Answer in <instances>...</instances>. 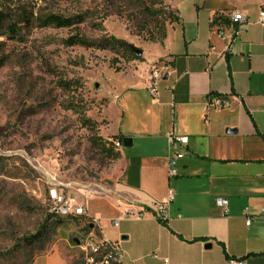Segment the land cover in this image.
I'll return each instance as SVG.
<instances>
[{
	"label": "crops",
	"instance_id": "0c3cea01",
	"mask_svg": "<svg viewBox=\"0 0 264 264\" xmlns=\"http://www.w3.org/2000/svg\"><path fill=\"white\" fill-rule=\"evenodd\" d=\"M263 4L171 0L178 18L163 41L146 42L125 81L107 90L116 110L110 139L132 145L115 147L108 182L77 203L119 246L122 264H264ZM232 12L246 22H233ZM155 67L165 68L161 77ZM169 132L188 137L175 177L167 175ZM217 197L228 200L226 213ZM156 203L167 205L164 220Z\"/></svg>",
	"mask_w": 264,
	"mask_h": 264
},
{
	"label": "rangeland",
	"instance_id": "374dc122",
	"mask_svg": "<svg viewBox=\"0 0 264 264\" xmlns=\"http://www.w3.org/2000/svg\"><path fill=\"white\" fill-rule=\"evenodd\" d=\"M143 1L154 3L156 19L138 21L134 0H0L1 29L16 26L15 37L0 34V264H94V222L86 214L54 215L51 195L78 204L88 188L108 182L113 159L96 142L111 141L116 110L108 108L107 90L125 81L133 57L123 47L64 41L75 33L113 36L142 49L151 42L147 31L174 12L171 0ZM50 13L83 21L40 26Z\"/></svg>",
	"mask_w": 264,
	"mask_h": 264
},
{
	"label": "trees",
	"instance_id": "16d2710c",
	"mask_svg": "<svg viewBox=\"0 0 264 264\" xmlns=\"http://www.w3.org/2000/svg\"><path fill=\"white\" fill-rule=\"evenodd\" d=\"M124 2H129L128 0H123ZM135 3L133 5L134 10L138 11L135 14V18H137L138 21H140V18L144 17L140 15H149L150 17H157L158 13V9H155L153 7L154 3L152 2H144L143 0H134ZM130 2H133V0H130ZM129 2V3H130ZM157 3H160L161 5V1L158 0ZM6 18V13L4 11L3 8L0 7V34L6 33L9 34L10 37H15L16 34V26L14 24L9 25L8 27H6V29H1L2 27V23ZM177 15L175 14V12H168V14L166 16L163 15V19L161 21H157L155 22V24L151 27L150 31H147L149 37L147 38L148 40H150L151 42H162L165 34H166V25L165 22L171 23L173 21H175L177 19ZM83 21V18L78 16V15H74V16H63L60 14H47L45 16H43L40 19V26H56V27H75L77 24L81 23ZM216 22L219 23H226L228 24V21L226 18H222L220 16L216 17L215 19ZM142 25V24H141ZM148 26V24H144V29ZM155 26V27H154ZM66 44L68 45H82L86 48L92 47V48H97V49H107L109 46H118V47H123L125 48V50L129 51L131 56L133 57V59H140L141 57L136 55L135 53H133L132 51H130L126 44L124 43V41L114 38L113 36L107 37V38H101L99 40H90L88 38L83 37L82 35L75 33L71 36H69L67 39H65L64 41ZM115 61V59L113 60V62ZM116 71L118 69H115ZM117 138L118 141L122 142L121 140H123L125 137H116L114 136L113 139H111V141H107V142H102L101 139H99L98 142H96V145H98L100 147V151H102L105 155H108L109 157H111L113 160L115 158H117L119 156V152L115 149V147L113 146V141L114 139ZM89 227V225H88ZM93 229L90 231L92 232ZM98 235V238L100 239V233L97 231L96 233ZM104 255H108V260L106 264H118L116 261L113 260V255L110 252L109 247L107 246H101L100 250L97 253H92L90 252L89 256L93 257L95 263L94 264H105L104 262L102 263V259Z\"/></svg>",
	"mask_w": 264,
	"mask_h": 264
},
{
	"label": "built area",
	"instance_id": "2783aa9c",
	"mask_svg": "<svg viewBox=\"0 0 264 264\" xmlns=\"http://www.w3.org/2000/svg\"><path fill=\"white\" fill-rule=\"evenodd\" d=\"M230 18L233 22L236 23H245L246 16L243 12H232ZM258 22L261 25H264V8L261 9L258 13ZM165 68H157L153 69L154 77H161L164 73ZM147 88L151 93L155 92V86L153 83H149ZM215 104H219V99L215 100ZM167 141V175L169 177H175L178 175V161L182 159L185 155L184 147H186L188 142V137L186 135H179L174 132H169L166 134ZM113 146L118 148L121 146L120 141H114ZM52 198V212L57 216H68V215H83L86 213L85 207L83 205H78L73 202L71 198L66 197L62 192L54 191L51 195ZM215 204L223 210V213L227 212L228 200L225 198L217 197L215 198ZM166 203H156L154 204V214L161 221L166 217ZM247 212V209H245ZM262 215L264 216V208L262 209ZM252 217H248L246 219V225L250 224ZM118 221H113V225H117ZM101 246H107L110 249V252L113 255V260L118 264H122L121 258L122 253L119 246L110 242L106 239H100V244L96 245L92 248V253H97L100 250ZM155 256V255H154ZM90 262L95 263L93 257H90ZM108 255H104L102 259V263H107ZM166 261V260H165Z\"/></svg>",
	"mask_w": 264,
	"mask_h": 264
},
{
	"label": "water",
	"instance_id": "95a60500",
	"mask_svg": "<svg viewBox=\"0 0 264 264\" xmlns=\"http://www.w3.org/2000/svg\"><path fill=\"white\" fill-rule=\"evenodd\" d=\"M127 48L132 51L133 53H135L136 55L140 56L142 54V51L141 49L131 45V44H126ZM97 86V84H96ZM228 133H232V132H235L234 129H227L226 130ZM122 144L124 147H130L132 145V140L130 137H126L122 140ZM90 227H92V225H90Z\"/></svg>",
	"mask_w": 264,
	"mask_h": 264
}]
</instances>
